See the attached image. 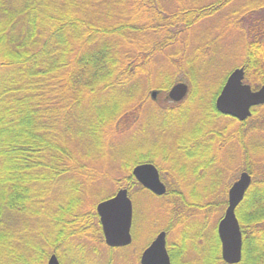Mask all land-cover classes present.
Listing matches in <instances>:
<instances>
[{
	"label": "trees",
	"instance_id": "obj_1",
	"mask_svg": "<svg viewBox=\"0 0 264 264\" xmlns=\"http://www.w3.org/2000/svg\"><path fill=\"white\" fill-rule=\"evenodd\" d=\"M241 67L264 86V0H0V264H89L105 252L112 264L121 249L106 245L96 209L118 189L132 196L144 163L168 189L137 186L166 200L143 219L167 232L172 264H227L218 224L248 172L239 264H264V106L244 123L216 109ZM180 82L190 93L174 103ZM170 130L177 145L153 144ZM153 240L121 262L140 264Z\"/></svg>",
	"mask_w": 264,
	"mask_h": 264
},
{
	"label": "water",
	"instance_id": "obj_2",
	"mask_svg": "<svg viewBox=\"0 0 264 264\" xmlns=\"http://www.w3.org/2000/svg\"><path fill=\"white\" fill-rule=\"evenodd\" d=\"M245 69H235L228 77L216 101L218 112L240 122L252 117L255 107L264 105V86L258 91L245 84ZM189 94V86L180 82L169 92L171 101L180 103ZM139 183L156 196H164L167 188L162 182L159 170L153 164H140L133 170ZM252 184V176L243 172L228 193V206L218 224V235L222 245V258L227 264H239L243 253V234L236 215V209ZM105 243L110 248L128 247L133 242V202L126 188L120 189L112 198L97 206ZM48 264H62L56 254L51 255ZM141 264H172L167 248V232H160L143 252Z\"/></svg>",
	"mask_w": 264,
	"mask_h": 264
},
{
	"label": "rangeland",
	"instance_id": "obj_3",
	"mask_svg": "<svg viewBox=\"0 0 264 264\" xmlns=\"http://www.w3.org/2000/svg\"><path fill=\"white\" fill-rule=\"evenodd\" d=\"M169 97V95H168ZM195 116V115H193ZM195 118V117H194ZM224 122L225 124H229V130L227 132V134H231L234 132V130L237 128V125L235 124H231V122L229 120H226V121H222ZM222 125V124H221ZM188 129L189 131V128H184V131H186ZM263 134L262 132L260 133H257V137L258 138H262ZM181 135H179L178 133L177 134H172V130L168 131L166 137L164 138V140H160V141H153V144L155 145H158V146H161L163 144H165V147L166 146H169V147H172L173 145H177V140L180 139ZM222 151H224V153H227L228 151V148H224ZM186 160L182 158V161L181 163H185ZM193 165H188V167H192ZM164 178L169 180V181H172L174 182L173 179H171L170 176H168V174L166 172H164ZM121 177H123L122 175H116L115 177V181L113 182H110L108 184V187H109V191L110 192H114L116 190V188L120 185V183L117 181L119 179H121ZM163 178V177H162ZM120 189H118L119 191ZM117 191V192H118ZM132 191V202H133V207H134V218H133V226H132V237H133V240H134V232L136 233V237L139 239V243L135 244L134 245V248L132 246V244L128 247H124L125 250L121 249V250H117L113 253L112 257H113V262L112 264H134V263H130V262H126V263H123L121 262V260H123V256L127 255L128 254V257L130 260H137V255L139 254V252L143 249V247L150 241V239L152 238L153 236V239L156 237L157 234L160 233V231H156L158 227V225H153L154 223L151 222L150 220H145L143 219V215H145L146 213L147 216L149 215L150 217L153 216V209L156 207V206H161L163 205L164 202H166V200L164 199H153L152 197H150L146 192L144 191H141V189H139L137 186H134L133 189H131ZM116 192V193H117ZM229 193V192H228ZM166 195V194H165ZM164 195V196H165ZM164 196H158L159 198H164ZM97 210V209H96ZM99 216V215H98ZM138 216V218H137ZM193 216V215H192ZM137 218V219H136ZM100 219V217H99ZM134 219H135V223L137 225H134ZM203 216H197V215H194V220L192 217H190L189 219H187V223H189L190 221L193 220V222H196V221H203ZM213 222H214V219H213ZM157 228V229H156ZM164 231V230H163ZM168 237H167V243H168ZM89 257H91V261L89 264H104L103 263V260L104 261H107L108 259V253H104V258L102 260V262L100 261H97L94 259V256L93 254L89 253ZM112 260V259H111ZM138 264V263H136Z\"/></svg>",
	"mask_w": 264,
	"mask_h": 264
},
{
	"label": "flooded vegetation",
	"instance_id": "obj_4",
	"mask_svg": "<svg viewBox=\"0 0 264 264\" xmlns=\"http://www.w3.org/2000/svg\"><path fill=\"white\" fill-rule=\"evenodd\" d=\"M245 79H246V72H245ZM244 82H245V81H244ZM245 84H248V83L245 82ZM248 85H250V84H248ZM250 86H251V85H250ZM251 87H252V86H251ZM262 87H263V86H262ZM262 87H261V88H262ZM261 88H260V89H261ZM252 89H253V88H252ZM258 90H259V89H258ZM258 90H254V89H253V91H258ZM189 93H190V88H189ZM188 95H189V94H188ZM187 97H188V96H187ZM187 97H186V98H187ZM186 98H185V99H186ZM169 99H170V98H169ZM170 100H171V99H170ZM183 101H184V100H183ZM183 101H182V102H183ZM172 102H173V101H172ZM174 103H176V102H174ZM180 103H181V102H180ZM263 106H264V105H263ZM259 107H262V106H259ZM256 108H258V107H255L254 109H256ZM216 109H217V108H216ZM254 109H253V111H254ZM217 111H218V110H217ZM253 111H252V112H253ZM221 115H222V114H221ZM223 116H224V115H223ZM252 116H253V115H252ZM226 117H230V116H226ZM230 118H232V119H234V120L240 122L239 120H237V119H235V118H233V117H230ZM251 118H252V117L248 118L246 121H248V120L251 119ZM246 121H244V122H246ZM244 122H240V123H244ZM144 164H152V163H144ZM139 165H140V164H139ZM153 165H155V164H153ZM137 166H138V165H137ZM155 166H156V165H155ZM156 167H157V166H156ZM157 169L159 170L158 167H157ZM133 170H134V169H133ZM243 172H246V171H243ZM243 172H242V173H243ZM132 173H133V172H132ZM159 173H160L161 180H162V182L164 183V181H163V179H162V174H161L160 170H159ZM242 173H241V174H242ZM241 174H240V175H241ZM240 175H239V177H240ZM133 176H134V175H133ZM239 177H238V179H239ZM134 179H135V181H136V183H137V186L140 185L142 188H144V187L139 183V181L135 178V176H134ZM238 179H237V180H238ZM237 180H236V181H237ZM236 181H235V182H236ZM235 182H234V183H235ZM234 183H233V184H234ZM164 184H165V183H164ZM233 184H232V185H233ZM165 186H166V184H165ZM231 187H232V186H231ZM166 188H167V186H166ZM144 189H145V188H144ZM145 190H147V189H145ZM167 190H168V189H167ZM147 191H149V190H147ZM149 192H150V191H149ZM150 193H152V192H150ZM152 194H153V193H152ZM153 195H154V194H153ZM154 196H156V195H154ZM156 197H158V196H156ZM133 210H134V207H133ZM133 218H134V211H133ZM100 223H101V222H100ZM101 226H102V225H101ZM167 237H168V234H167ZM117 249H123V248H117ZM145 249H146V248H145ZM145 249H144V251H145ZM144 251H143V252H144ZM143 252H142V254H143ZM142 254H141V257H142ZM141 257H140V264H141Z\"/></svg>",
	"mask_w": 264,
	"mask_h": 264
}]
</instances>
